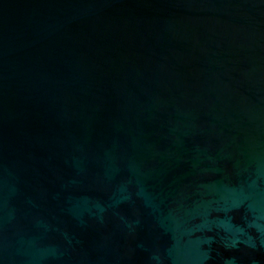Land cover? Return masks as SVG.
Here are the masks:
<instances>
[{
    "label": "water",
    "instance_id": "obj_1",
    "mask_svg": "<svg viewBox=\"0 0 264 264\" xmlns=\"http://www.w3.org/2000/svg\"><path fill=\"white\" fill-rule=\"evenodd\" d=\"M0 264H264V0H0Z\"/></svg>",
    "mask_w": 264,
    "mask_h": 264
}]
</instances>
